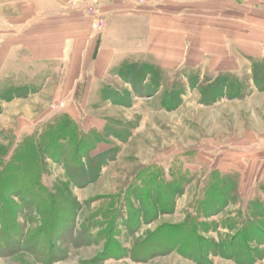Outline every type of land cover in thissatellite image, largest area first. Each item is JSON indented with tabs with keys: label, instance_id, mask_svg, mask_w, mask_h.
<instances>
[{
	"label": "rangeland",
	"instance_id": "obj_1",
	"mask_svg": "<svg viewBox=\"0 0 264 264\" xmlns=\"http://www.w3.org/2000/svg\"><path fill=\"white\" fill-rule=\"evenodd\" d=\"M181 1L179 64L0 77V264H264V1ZM70 2L104 30L100 0ZM224 9L228 66L205 43Z\"/></svg>",
	"mask_w": 264,
	"mask_h": 264
},
{
	"label": "crops",
	"instance_id": "obj_2",
	"mask_svg": "<svg viewBox=\"0 0 264 264\" xmlns=\"http://www.w3.org/2000/svg\"><path fill=\"white\" fill-rule=\"evenodd\" d=\"M68 1L0 0V77L29 75L38 79V74L48 75L43 73L49 70V76L71 86L95 74L99 62L143 53L159 62L179 64L195 47V28L184 25L190 19L176 13L184 8L181 0H146L143 4L138 0H100L99 12L106 15L100 34L93 32L80 9H68ZM247 12L264 16V9ZM221 14V23L216 25L214 18L211 40L205 43L219 44L222 51L217 54L221 56L214 60L228 66L235 45V14L228 9ZM260 33L264 40V29ZM42 62L50 68L38 71Z\"/></svg>",
	"mask_w": 264,
	"mask_h": 264
},
{
	"label": "built area",
	"instance_id": "obj_3",
	"mask_svg": "<svg viewBox=\"0 0 264 264\" xmlns=\"http://www.w3.org/2000/svg\"><path fill=\"white\" fill-rule=\"evenodd\" d=\"M70 1H71L70 2L71 6H73V5H76V4L78 5L79 3L81 4L82 2H84L86 0H70ZM90 12L95 13L96 10L94 8H90L89 9V13ZM94 27L97 28L100 31V33H101L103 31V22H101V20L95 21Z\"/></svg>",
	"mask_w": 264,
	"mask_h": 264
}]
</instances>
